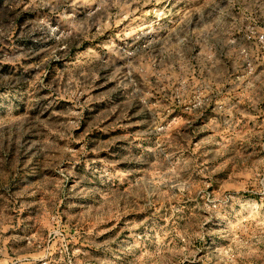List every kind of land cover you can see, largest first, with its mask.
I'll return each instance as SVG.
<instances>
[{
    "label": "rangeland",
    "instance_id": "rangeland-1",
    "mask_svg": "<svg viewBox=\"0 0 264 264\" xmlns=\"http://www.w3.org/2000/svg\"><path fill=\"white\" fill-rule=\"evenodd\" d=\"M0 264H264V0H0Z\"/></svg>",
    "mask_w": 264,
    "mask_h": 264
}]
</instances>
